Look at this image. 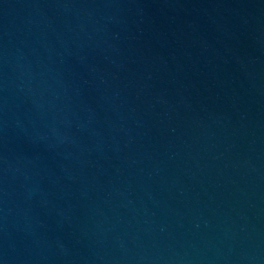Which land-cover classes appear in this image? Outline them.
I'll return each mask as SVG.
<instances>
[{
  "label": "water",
  "instance_id": "obj_1",
  "mask_svg": "<svg viewBox=\"0 0 264 264\" xmlns=\"http://www.w3.org/2000/svg\"><path fill=\"white\" fill-rule=\"evenodd\" d=\"M0 264H264V0H0Z\"/></svg>",
  "mask_w": 264,
  "mask_h": 264
}]
</instances>
